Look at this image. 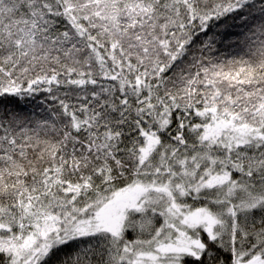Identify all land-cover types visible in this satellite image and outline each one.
Masks as SVG:
<instances>
[{"label":"snow or ice","instance_id":"snow-or-ice-1","mask_svg":"<svg viewBox=\"0 0 264 264\" xmlns=\"http://www.w3.org/2000/svg\"><path fill=\"white\" fill-rule=\"evenodd\" d=\"M0 264H264V0H0Z\"/></svg>","mask_w":264,"mask_h":264}]
</instances>
